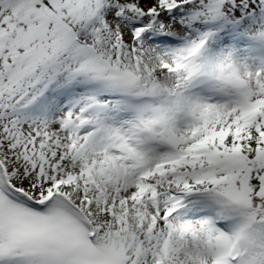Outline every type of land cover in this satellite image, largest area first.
Here are the masks:
<instances>
[{
    "label": "snow or ice",
    "instance_id": "6c2138e0",
    "mask_svg": "<svg viewBox=\"0 0 264 264\" xmlns=\"http://www.w3.org/2000/svg\"><path fill=\"white\" fill-rule=\"evenodd\" d=\"M0 264H264V0H0Z\"/></svg>",
    "mask_w": 264,
    "mask_h": 264
}]
</instances>
